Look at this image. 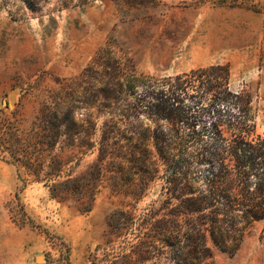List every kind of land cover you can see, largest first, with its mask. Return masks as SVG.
<instances>
[{"label": "rangeland", "instance_id": "rangeland-1", "mask_svg": "<svg viewBox=\"0 0 264 264\" xmlns=\"http://www.w3.org/2000/svg\"><path fill=\"white\" fill-rule=\"evenodd\" d=\"M40 3L32 8L25 0H0V142L12 136L25 138L42 105L55 104L53 97L64 95L62 87L68 83L75 85L74 99L81 100L87 85L82 73L96 66L104 52L124 63L132 61L139 71L155 76L213 63L230 64L234 89H246L253 96L258 111L256 131L264 137L263 42L254 59L239 49L225 47L222 31L212 24L214 7L262 10L264 0H150L135 5L122 0L84 4L75 0L67 6L61 0ZM78 106L77 119L89 116L100 128L105 116L97 104ZM98 140L99 132L84 154L65 146L54 150L61 159L72 160L66 172L84 184L82 194L62 202L51 196V182H23L17 167L0 158V264H47L59 258L61 241L70 247L72 264H150L137 263L133 257L125 259L138 238L113 229L110 220L117 212L126 211L141 214V224L151 207L161 216L165 198L162 172L139 198H133L126 192L134 186L128 184L131 176L115 169L120 162L132 167L134 161L114 158L116 166L110 168L107 158L101 164ZM97 165L101 166V176L93 180L91 173ZM112 174L117 178H110ZM85 207L90 210L85 211ZM263 228L264 222L254 223L234 253L212 246L214 262L264 264Z\"/></svg>", "mask_w": 264, "mask_h": 264}, {"label": "trees", "instance_id": "trees-1", "mask_svg": "<svg viewBox=\"0 0 264 264\" xmlns=\"http://www.w3.org/2000/svg\"><path fill=\"white\" fill-rule=\"evenodd\" d=\"M41 1L25 0L32 8ZM61 1L64 6L75 4ZM122 1L135 5L150 0ZM82 77L87 85L81 100L74 99L73 83L63 86L65 94L54 96L55 104L42 105L25 138L0 142V158L17 167L23 182H51V196L62 202L82 194L84 184L66 172L72 160L61 159L54 150L65 146L84 154L99 132L101 164L107 158L110 168L116 166L114 158L134 161L132 167L120 162L115 169L131 176L128 184L134 186L126 192L133 198H139L160 172L164 181L161 216L155 207L143 215L141 224V214L112 215L113 229L138 238L125 259L216 264L212 246L236 252L253 224L264 221V137L256 131L253 96L246 89H234L230 64L155 76L104 52ZM78 104H97L105 116L100 128L89 116L77 119ZM91 175L100 178L101 166ZM260 239L264 243V228ZM60 246L59 258L47 264H72L70 247L62 241Z\"/></svg>", "mask_w": 264, "mask_h": 264}, {"label": "crops", "instance_id": "crops-1", "mask_svg": "<svg viewBox=\"0 0 264 264\" xmlns=\"http://www.w3.org/2000/svg\"><path fill=\"white\" fill-rule=\"evenodd\" d=\"M213 13L216 17L212 24L217 31H222L221 40L225 47L239 49L256 59L260 54L259 44L262 41L264 54V9L219 6L213 8Z\"/></svg>", "mask_w": 264, "mask_h": 264}, {"label": "water", "instance_id": "water-1", "mask_svg": "<svg viewBox=\"0 0 264 264\" xmlns=\"http://www.w3.org/2000/svg\"><path fill=\"white\" fill-rule=\"evenodd\" d=\"M41 259H42V257H39V258H38V260H41Z\"/></svg>", "mask_w": 264, "mask_h": 264}]
</instances>
